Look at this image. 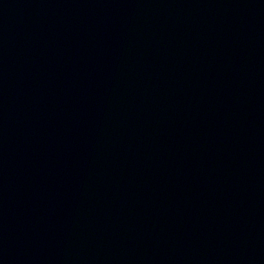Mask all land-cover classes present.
I'll return each instance as SVG.
<instances>
[{
    "label": "water",
    "instance_id": "obj_1",
    "mask_svg": "<svg viewBox=\"0 0 264 264\" xmlns=\"http://www.w3.org/2000/svg\"><path fill=\"white\" fill-rule=\"evenodd\" d=\"M0 264H264V0H0Z\"/></svg>",
    "mask_w": 264,
    "mask_h": 264
}]
</instances>
